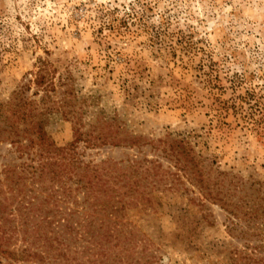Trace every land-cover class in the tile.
<instances>
[{"label": "rangeland", "instance_id": "obj_1", "mask_svg": "<svg viewBox=\"0 0 264 264\" xmlns=\"http://www.w3.org/2000/svg\"><path fill=\"white\" fill-rule=\"evenodd\" d=\"M41 67L55 85L51 104L68 92L72 114L49 116L48 153L25 141L20 158L0 132V181L9 165L52 163L43 181L30 182L37 190L74 156L122 166L146 158L178 175L164 145L153 147L185 140L213 180L233 178L237 186H229L239 190L229 209L241 204L248 215L241 222L171 176L159 203L128 209L121 220L137 230V250L147 246L150 259L148 241L155 242L157 264H230L233 252L255 246L264 257V0H0V104L20 90L41 100L34 84ZM105 121L133 145L77 139L78 129L99 132ZM9 261L0 256V264Z\"/></svg>", "mask_w": 264, "mask_h": 264}, {"label": "trees", "instance_id": "obj_2", "mask_svg": "<svg viewBox=\"0 0 264 264\" xmlns=\"http://www.w3.org/2000/svg\"><path fill=\"white\" fill-rule=\"evenodd\" d=\"M49 76L44 67L36 73L35 94L43 92L41 100L28 99L20 90L7 104H0V116L5 117L6 126L0 132L20 158L29 149L25 141H38L40 153L51 151L53 143L46 132L49 116L57 111L64 116L72 114V97L68 92L51 104L55 85ZM98 127L99 132L92 129L82 133L78 129L77 139L91 147L133 145L135 138L121 139L119 128L109 121L99 123ZM161 144V152L181 174L166 171L157 161L146 158L133 159L122 166L112 160L93 163L74 156L35 190L33 183L44 180L45 170L52 163L30 159L29 163L7 166L5 178L0 181V195L4 194L0 199V256L10 260L9 264L31 258L42 264H157L159 249H153L155 242L148 241L152 248L147 259V246L137 250V230L121 220L128 209L159 203L157 193L174 184L171 176L180 182L185 178L195 185L202 199L221 206L242 222L248 215L242 211V205L235 207V211L229 209L231 194L239 190L235 187L232 192L230 186H237L233 178L230 186L226 185L228 174L222 173L213 180L185 140H162L153 148L159 150ZM194 202L204 209L205 203ZM249 216L255 218L254 213ZM203 218L208 220L206 214ZM240 234L244 238L241 229ZM19 241L25 246L16 249L13 245ZM230 264H264L261 248L255 246L249 253L233 252Z\"/></svg>", "mask_w": 264, "mask_h": 264}]
</instances>
